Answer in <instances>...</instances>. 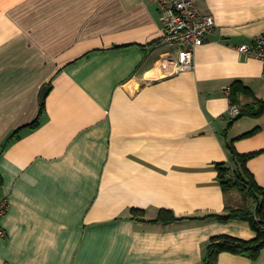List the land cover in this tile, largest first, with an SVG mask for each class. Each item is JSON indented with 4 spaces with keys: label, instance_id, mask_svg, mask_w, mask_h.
I'll return each instance as SVG.
<instances>
[{
    "label": "crops",
    "instance_id": "obj_1",
    "mask_svg": "<svg viewBox=\"0 0 264 264\" xmlns=\"http://www.w3.org/2000/svg\"><path fill=\"white\" fill-rule=\"evenodd\" d=\"M193 1L215 28L192 70L164 76L157 0H0V264H205L213 238H256L205 218L255 209L218 180L230 147L256 155L264 189V64L237 50L264 35V0ZM162 210L184 220L153 222Z\"/></svg>",
    "mask_w": 264,
    "mask_h": 264
},
{
    "label": "trees",
    "instance_id": "obj_2",
    "mask_svg": "<svg viewBox=\"0 0 264 264\" xmlns=\"http://www.w3.org/2000/svg\"><path fill=\"white\" fill-rule=\"evenodd\" d=\"M241 85H234L231 88L232 103H235L234 92L238 90ZM246 90V89H245ZM42 113L44 111V105H42ZM263 111V107L260 106L258 114H255L249 109L241 110L243 117L246 115L259 116ZM40 125V121L37 120L32 128H37ZM256 130L244 135L248 137L255 134ZM231 154L233 156V165L226 166L223 164L217 165L218 180L221 183L223 191L230 193L237 191L247 198L253 200L255 209L250 207L229 209L225 215H209L205 219H215L221 222L230 221H244L248 222L256 233V238L252 241H244L229 236H218L211 240L205 264H218L219 256L223 253H230L238 256L246 257L252 261H256L262 251L264 250V189L258 186L253 175L248 170V162L255 157V154L240 155L234 148L230 147ZM134 214H141L140 211L133 210ZM184 220V218H177L173 212L168 210H162L159 217L153 222H159L161 224H170Z\"/></svg>",
    "mask_w": 264,
    "mask_h": 264
},
{
    "label": "built area",
    "instance_id": "obj_3",
    "mask_svg": "<svg viewBox=\"0 0 264 264\" xmlns=\"http://www.w3.org/2000/svg\"><path fill=\"white\" fill-rule=\"evenodd\" d=\"M160 9V23L164 46L176 49L175 57L167 58L161 67L164 76H169L194 68L196 49L202 46L209 34L215 28V20L208 15H200L193 0H157ZM238 52L260 59L264 64V35L252 42L242 44ZM264 78V72H263ZM231 90L228 89V93ZM230 115L238 117L241 114L237 106L230 107ZM11 207L8 199L0 202V239L6 237L1 223Z\"/></svg>",
    "mask_w": 264,
    "mask_h": 264
},
{
    "label": "water",
    "instance_id": "obj_4",
    "mask_svg": "<svg viewBox=\"0 0 264 264\" xmlns=\"http://www.w3.org/2000/svg\"><path fill=\"white\" fill-rule=\"evenodd\" d=\"M50 91H51V86H45L43 88L42 93H41V98H40L41 105H44L46 98L48 94L50 93Z\"/></svg>",
    "mask_w": 264,
    "mask_h": 264
}]
</instances>
